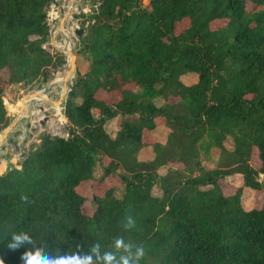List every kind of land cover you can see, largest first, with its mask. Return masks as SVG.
Instances as JSON below:
<instances>
[{"label": "trees", "instance_id": "16d2710c", "mask_svg": "<svg viewBox=\"0 0 264 264\" xmlns=\"http://www.w3.org/2000/svg\"><path fill=\"white\" fill-rule=\"evenodd\" d=\"M53 2L0 0V132L12 121L5 88L43 87L67 65L43 48ZM92 3L62 109L68 137L39 135L19 167L2 159L0 260L22 264L25 249L8 245L25 233L59 254L123 236L144 247L140 264H264V0ZM157 128L164 141H146ZM236 174L242 186L225 193ZM89 184L100 189L90 215ZM244 189L262 194L259 208L242 207Z\"/></svg>", "mask_w": 264, "mask_h": 264}, {"label": "rangeland", "instance_id": "374dc122", "mask_svg": "<svg viewBox=\"0 0 264 264\" xmlns=\"http://www.w3.org/2000/svg\"><path fill=\"white\" fill-rule=\"evenodd\" d=\"M56 0H54L55 2ZM71 4H73V9L76 11H72L74 15V19L80 20L79 30H84L85 25L89 20V17L94 12V6L90 3V0H72ZM94 1V0H93ZM148 0H144V4L147 3ZM53 2V3H54ZM89 2V3H88ZM58 6L62 8L60 13L56 10L60 19L66 14L70 4L67 5L64 3V0H58ZM59 19V20H60ZM187 21L182 22L177 26V31L187 26ZM84 32V31H83ZM65 37L60 34L57 36L58 43L63 44ZM75 47H70V51L72 55L75 56V72L70 73V65L71 59L68 55H64L67 61V65L59 70L52 76V80L49 84L39 87L38 84H34L31 87L16 85L9 86L5 88L4 91V101L8 112L12 115V123L15 122L14 127L7 131V128L0 132V174L6 169L5 162L1 161L3 158L5 160H11L10 163L14 166L17 165L19 167V161L22 157V153H25L30 146L38 143V137L42 134H49L51 136L57 137H68V131L66 128V120L62 115L63 104L66 99V94L69 88V85L73 82L75 78V73L78 68L77 62L79 63V67L83 64V58L77 55V51L80 49V40L77 37V40L74 41ZM51 48V47H50ZM59 80V81H58ZM190 84V82H187ZM126 88H131L128 86ZM41 96H39V95ZM98 98H105L109 102L118 100L120 98L119 93H112L111 95H98ZM34 98V99H33ZM62 100V104H59V101ZM175 101V100H172ZM24 105V108L22 107ZM94 117L97 118V112L93 111ZM119 120H114L113 122H109L106 124V130L114 135L115 131L119 129ZM155 136L145 133L146 141H153ZM11 141V143L8 142ZM227 145H230L228 143ZM15 147H18L16 149ZM3 148V149H2ZM251 164L255 167L259 165L256 151L253 153V157L251 160ZM7 166V165H6ZM206 167H211L212 163H206ZM102 173V170L99 166L95 168L94 175L98 178ZM131 173V172H128ZM260 179H264V177H260ZM227 185L221 182V186L225 193L231 194L234 192L235 187L242 186V178L240 175H233L226 178ZM241 197L242 207L244 209H251L253 206V200H255V205L259 208L262 205L263 197L260 192L255 193V197L251 190L244 189ZM82 195L87 198L85 204V212L87 214H91L93 209V200L91 199L92 195L95 193H100V189L95 186L89 184L83 190L80 191ZM153 193H157L154 190ZM122 190H120L117 195L121 196ZM255 198V199H254Z\"/></svg>", "mask_w": 264, "mask_h": 264}, {"label": "clouds", "instance_id": "9594fccd", "mask_svg": "<svg viewBox=\"0 0 264 264\" xmlns=\"http://www.w3.org/2000/svg\"><path fill=\"white\" fill-rule=\"evenodd\" d=\"M22 199L26 200L27 197ZM122 226L125 230L132 229L135 227L134 218L126 217ZM11 240L9 251L25 249L19 257L22 264H140L146 254L142 245L126 241L123 236L114 238L111 250L101 252L99 243H95L87 252L73 251L64 254L46 251L44 247L34 244L25 233L13 234ZM0 264H3L2 260Z\"/></svg>", "mask_w": 264, "mask_h": 264}, {"label": "built area", "instance_id": "2783aa9c", "mask_svg": "<svg viewBox=\"0 0 264 264\" xmlns=\"http://www.w3.org/2000/svg\"><path fill=\"white\" fill-rule=\"evenodd\" d=\"M149 1V0H148ZM147 1V2H148ZM73 2L72 0H64V3L67 5H71L68 7L70 10L69 16L67 17L65 24H64V30H59V23H60V17L57 14L56 10L60 13V10L62 11V8L58 6L56 2H54L48 9L47 11V24L49 28V38L47 42L43 45V48L49 52H59L61 55L66 53V50H70V47H75L74 41L77 40V35L76 32L79 30V25H80V20L79 19H74V15L72 11H76L73 9ZM89 3V2H88ZM89 4H92L90 2ZM95 7V5H93ZM96 10V8H94ZM60 19V20H59ZM62 34L65 37V42L62 45H55V48L52 47V39L57 37L58 35ZM51 47V48H50ZM64 57V55H63ZM69 91H67L68 93ZM63 138V137H62Z\"/></svg>", "mask_w": 264, "mask_h": 264}, {"label": "crops", "instance_id": "0c3cea01", "mask_svg": "<svg viewBox=\"0 0 264 264\" xmlns=\"http://www.w3.org/2000/svg\"><path fill=\"white\" fill-rule=\"evenodd\" d=\"M56 3L58 2V0H56L55 1ZM61 21V20H60ZM65 42V41H64ZM55 45H62L61 43H58V41H57V37H55L54 39H52V47H54L55 48ZM154 136H155V138L158 140V141H160V142H162V141H164V139H165V137H166V131H165V129H163V128H157L156 130H155V132H154ZM8 142L9 143H11V141L10 140H8ZM16 149H18V147H15ZM3 149V148H2ZM140 156L141 157H144V156H147L148 158H150L151 157V153L149 152V150H144V151H142L141 152V154H140ZM1 161H4V160H1ZM5 162V168L7 167L6 165H7V162L6 161H4ZM1 163H3V162H1ZM1 163H0V165H1ZM6 170V169H5ZM4 170V171H5ZM3 171V172H4ZM2 172V173H3ZM1 173V174H2ZM160 175H162V172H160Z\"/></svg>", "mask_w": 264, "mask_h": 264}, {"label": "water", "instance_id": "95a60500", "mask_svg": "<svg viewBox=\"0 0 264 264\" xmlns=\"http://www.w3.org/2000/svg\"><path fill=\"white\" fill-rule=\"evenodd\" d=\"M90 2H93V0H90ZM69 13H70V11H67L66 14L63 16V18L61 19V21L59 23V30H64V24H65V21H66L67 17L69 16ZM82 34H83V30H81V29L76 32V35L78 37H80ZM66 53L68 54V56H69V58L71 59V62H72L71 65H70L69 72L70 73H74L75 72V59L76 58H75L74 55H72L70 50L67 49ZM67 94H66V96H67ZM61 101L62 100L59 101L60 105L62 104ZM14 124H15V122L12 123L11 125H9L8 128H7V131L10 130L12 127H14Z\"/></svg>", "mask_w": 264, "mask_h": 264}, {"label": "bare ground", "instance_id": "6f19581e", "mask_svg": "<svg viewBox=\"0 0 264 264\" xmlns=\"http://www.w3.org/2000/svg\"><path fill=\"white\" fill-rule=\"evenodd\" d=\"M59 81V80H58ZM39 95V94H38ZM40 96V95H39ZM41 97V96H40ZM34 99V98H33ZM24 108V105L22 106Z\"/></svg>", "mask_w": 264, "mask_h": 264}]
</instances>
